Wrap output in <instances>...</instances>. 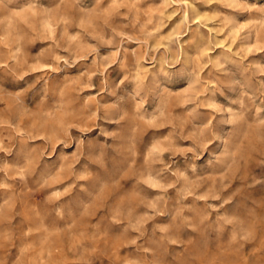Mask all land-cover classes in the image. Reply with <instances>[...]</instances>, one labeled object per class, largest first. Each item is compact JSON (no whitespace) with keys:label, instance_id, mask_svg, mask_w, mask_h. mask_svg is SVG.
Returning <instances> with one entry per match:
<instances>
[{"label":"rangeland","instance_id":"obj_1","mask_svg":"<svg viewBox=\"0 0 264 264\" xmlns=\"http://www.w3.org/2000/svg\"><path fill=\"white\" fill-rule=\"evenodd\" d=\"M0 264H264V0H0Z\"/></svg>","mask_w":264,"mask_h":264},{"label":"bare ground","instance_id":"obj_2","mask_svg":"<svg viewBox=\"0 0 264 264\" xmlns=\"http://www.w3.org/2000/svg\"><path fill=\"white\" fill-rule=\"evenodd\" d=\"M230 164V163H229Z\"/></svg>","mask_w":264,"mask_h":264}]
</instances>
